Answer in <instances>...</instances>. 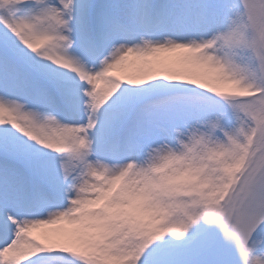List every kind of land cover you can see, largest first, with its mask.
<instances>
[{
    "label": "snow or ice",
    "instance_id": "6c2138e0",
    "mask_svg": "<svg viewBox=\"0 0 264 264\" xmlns=\"http://www.w3.org/2000/svg\"><path fill=\"white\" fill-rule=\"evenodd\" d=\"M0 264H264V0H0Z\"/></svg>",
    "mask_w": 264,
    "mask_h": 264
}]
</instances>
